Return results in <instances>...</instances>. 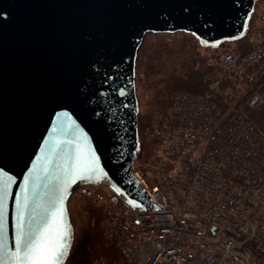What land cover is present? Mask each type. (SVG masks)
Instances as JSON below:
<instances>
[{
    "label": "water",
    "instance_id": "95a60500",
    "mask_svg": "<svg viewBox=\"0 0 264 264\" xmlns=\"http://www.w3.org/2000/svg\"><path fill=\"white\" fill-rule=\"evenodd\" d=\"M258 0H0V188L5 252L25 231L55 238L81 185L106 182L135 211L163 210L133 174L137 52L183 32L216 50L243 40ZM135 202L138 206H133ZM27 205V207H24Z\"/></svg>",
    "mask_w": 264,
    "mask_h": 264
},
{
    "label": "built area",
    "instance_id": "2783aa9c",
    "mask_svg": "<svg viewBox=\"0 0 264 264\" xmlns=\"http://www.w3.org/2000/svg\"><path fill=\"white\" fill-rule=\"evenodd\" d=\"M248 33L247 54L215 50L207 92L175 91L171 116L153 111L148 156L139 146L132 170L163 210L135 211L103 181L77 189L102 207L104 234L120 254L92 264H264L251 257L264 254V137L219 103L235 81L248 86L249 108L264 104L254 90L264 76V9Z\"/></svg>",
    "mask_w": 264,
    "mask_h": 264
},
{
    "label": "trees",
    "instance_id": "16d2710c",
    "mask_svg": "<svg viewBox=\"0 0 264 264\" xmlns=\"http://www.w3.org/2000/svg\"><path fill=\"white\" fill-rule=\"evenodd\" d=\"M258 0L255 3L250 27L255 23L260 10ZM235 50L247 54L252 43L247 36L235 42ZM225 45V44H224ZM218 66L215 50L203 48L190 34H146L137 52L135 64V93L139 101L140 93L146 97V103L154 104L163 115L171 116V95L175 91H186L203 95L209 90V74ZM235 81H228L219 96L222 110L238 112L244 115L264 137V104L259 108H249L250 93L237 98L239 87ZM254 90L264 98V76L254 85ZM230 92V93H229ZM234 94V95H233ZM249 94V95H248ZM152 114L140 113L137 116L139 140L143 129H151L155 123ZM143 157L148 155V143L140 140ZM146 155V156H145ZM67 210L73 227V242L65 264H92L97 259L113 262L120 258L119 251L112 240L104 234L105 218L102 207L93 199L75 192L67 202ZM253 258L264 263V254L254 252Z\"/></svg>",
    "mask_w": 264,
    "mask_h": 264
},
{
    "label": "snow or ice",
    "instance_id": "6c2138e0",
    "mask_svg": "<svg viewBox=\"0 0 264 264\" xmlns=\"http://www.w3.org/2000/svg\"><path fill=\"white\" fill-rule=\"evenodd\" d=\"M4 173L0 171V178ZM6 193L0 188V264H11L13 257L17 260L21 257L13 252L11 256H7L5 252L3 237L6 235L7 209L4 203ZM133 206H138L135 202H130ZM24 207H27L25 205ZM20 251L25 264H63L67 255V249L70 244L71 230L70 225L65 222V211L60 209L59 227L56 230L55 238L50 237L47 231H42L44 227L25 231L23 223V213L20 215Z\"/></svg>",
    "mask_w": 264,
    "mask_h": 264
},
{
    "label": "rangeland",
    "instance_id": "374dc122",
    "mask_svg": "<svg viewBox=\"0 0 264 264\" xmlns=\"http://www.w3.org/2000/svg\"><path fill=\"white\" fill-rule=\"evenodd\" d=\"M262 6H264V1L260 2V7H262ZM256 14H258V11H257ZM222 47L223 48H228V49H234L235 48V44L234 43H226L225 45L223 44ZM235 86L239 87V91L236 93V97L237 98H242L243 95H247V93L245 91L246 88H245L244 84H238V85H235ZM139 97H140L139 101L137 100L138 101V108H139L138 115L140 113H142V114H144V113L153 114V111L157 110V108L154 107L155 106L154 104L146 103V97L143 96L142 93H140ZM150 131H151V129H148V128L143 129V136L140 137V140H143V137H144L145 141H146V137L150 138ZM148 151H149V149H148ZM76 192H78V190Z\"/></svg>",
    "mask_w": 264,
    "mask_h": 264
}]
</instances>
